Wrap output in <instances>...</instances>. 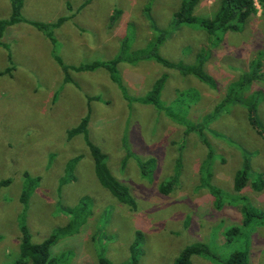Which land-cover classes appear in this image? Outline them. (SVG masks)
<instances>
[{
  "label": "rangeland",
  "instance_id": "1",
  "mask_svg": "<svg viewBox=\"0 0 264 264\" xmlns=\"http://www.w3.org/2000/svg\"><path fill=\"white\" fill-rule=\"evenodd\" d=\"M180 1H24L21 12L27 19L53 22L61 16L71 17L54 28L55 46L25 22L9 26L2 38L5 47L0 46V72L7 67L10 70L0 74V181L9 180L0 186V264H12L18 258L21 214L32 242L38 243L56 233L57 227L67 229L74 213L82 217V224L75 232L60 236L51 247V255L59 257L56 264H100L101 256L116 264H128L129 247L135 241L140 250L137 264H175L180 251L197 242L206 244L210 254L219 259L244 250L248 264H264V185L255 189L260 184L258 177L264 181V138L249 124L241 104L224 105L205 129L213 147L207 160L204 145L195 133L182 136L183 127L150 104L128 105L104 68L72 71L74 82L64 84L53 57L55 49L68 64L108 60L119 53L126 33L131 49H139L155 38L158 32L152 24L170 34L159 46V53L169 60L191 62L201 47L209 46L207 69L217 79V88L154 60L118 64L132 96L143 95L166 74L161 92L164 106L182 116L185 111L176 102L183 98L185 116L202 122L228 84L247 70L251 58L264 47V7L257 3V13L244 28L221 34V41L213 47L197 26L172 24ZM146 5L151 20L145 16ZM216 8L217 0H200L194 14L211 16ZM115 9L120 14L111 22ZM10 13V0H0V18ZM263 87L264 80L252 84L246 90L247 97ZM188 90H196L198 98L185 97ZM261 91L257 115L264 129V88ZM95 96L98 99L87 98ZM88 111V137L106 154L112 175L128 187L136 201L134 210L101 185L82 135L67 138L68 130ZM124 142L142 159H154L153 169L146 176L134 156L122 165ZM75 155L81 159L73 178L61 185L65 164ZM178 159V185L162 195L159 185L176 173ZM244 159L250 164L249 178L237 192L233 178ZM204 164L209 171L207 179L200 170ZM25 173L39 176L40 181L22 203ZM210 189L223 193L221 207H217ZM83 197L85 202L90 199L86 214ZM251 204L263 217L244 227L241 208ZM232 227H239L240 233L227 236ZM138 232L142 235L140 243ZM191 262L216 264L197 255Z\"/></svg>",
  "mask_w": 264,
  "mask_h": 264
},
{
  "label": "trees",
  "instance_id": "2",
  "mask_svg": "<svg viewBox=\"0 0 264 264\" xmlns=\"http://www.w3.org/2000/svg\"><path fill=\"white\" fill-rule=\"evenodd\" d=\"M25 0H10L11 13L7 18H0V46L5 47V42L2 41L4 33L6 32L9 26H12L19 22L29 23L32 26L36 27L41 31L53 44L56 45V39L54 37V28L60 26L65 20L71 16H61L58 17L53 22H42L31 20L23 17L22 7ZM200 0H181L178 9L173 13L172 24L180 26L182 24L189 26H197V28L202 29L207 35L211 46L215 47L220 41V35L225 34L227 31L239 32L244 28L246 22L257 13V3L264 7V0H217V8L210 15L196 16L194 14L195 8L199 4ZM146 14L145 16L151 20L150 17V8L145 6L144 8ZM119 10L115 9L113 14L110 16V21L113 22L119 15ZM152 27L158 32L157 36L153 39H150L143 47L139 49H131L129 44V38L127 33L123 36L120 51L117 55L108 60H93L91 62H83L81 64L73 65L63 62L62 58L56 54L55 49H53V57L57 64L59 65L62 72V81L64 84L74 82L72 71L82 72V71H94L98 68H104L108 73L110 79L119 87L122 97L131 105L134 102L142 104H150L158 112H162L167 115L172 121L177 122L180 126L183 127L182 136L186 137L190 134H196L205 148L206 159L210 160L212 155L210 148V143L207 139L205 129L209 126L210 121L222 110L224 105L229 103H239L245 109L247 113V119L249 124L257 130V133L263 136L264 138V129L262 128L257 115V103L262 99L263 88H257L252 95L253 97H247L248 90L254 83H262L264 80V47L254 55L249 61V65L246 71L242 72L241 75L234 81L230 82L225 88L224 95L220 101L214 105L212 112L208 113L202 122L199 120L194 122L190 118L185 116L186 107L184 105V100L176 102L179 108L184 112V114L177 115L172 110V108L164 106L161 101V92L164 86L165 80L167 78L166 74L158 77L153 83L152 87L141 96H132L128 93L126 86L124 85L122 78L119 73L118 64L120 62H126L128 64H136L140 61L145 60H154L164 67L175 70L183 76L192 75L197 78L200 82H203L210 88H217V79L212 75V73L207 69V62L211 56V47L203 46L201 47L194 55V59L191 62H185L182 60L172 61L168 58L162 56L159 53V46L168 38L167 31L159 29L156 25L152 24ZM215 40V41H213ZM9 60L11 61V55H8ZM10 70V67H7L5 70L1 71L0 74H6ZM250 86V87H249ZM249 87V88H248ZM248 88V89H247ZM188 94L185 97L193 98L195 95L198 98V92L196 90L186 91ZM184 97V99H185ZM89 100L98 99L95 97H87ZM194 100V99H193ZM220 109V110H219ZM219 110V111H218ZM177 120H175L174 118ZM208 123V124H207ZM88 126H89V111L83 116L77 125L71 127L67 132V138L71 139L76 135H82L83 141L88 147L90 156L93 160L94 172L101 183L107 190L114 195L118 201L127 205L132 210L136 209V201L131 195L127 186L122 184L117 180L112 173L107 163V156L101 150L99 146L92 142L88 137ZM195 135V136H196ZM260 135V136H261ZM261 136V137H262ZM124 141H126L123 138ZM126 154L122 158V165H125L126 160L134 156L136 163L140 168V172L143 176H146L147 173H150L153 169V158L142 159L128 147L127 143H123ZM208 149H207V148ZM81 156L75 155L65 164V174L61 177L60 184L63 185L65 182L71 181L73 178V171L75 170L76 164L80 161ZM178 168L176 173L171 176L169 179L163 181L159 185V191L162 195H168L174 189L176 184L178 185L179 181V166L180 160H177ZM208 164V163H207ZM207 164H204L200 170L203 172V178L207 179L209 177V171ZM250 164L247 159L243 160L242 166L238 169L233 178V187L234 190L239 192L246 185V182L249 178ZM40 181L39 176L32 177L28 173L24 174V185L20 195V201L26 203L27 199L30 197L31 193L38 186ZM260 181V184L255 186V189L260 190L264 181L258 177L257 183ZM9 180H1L0 186L8 183ZM211 194L214 197V200L217 207L223 205V193L219 192L216 189H210ZM86 197H83L81 203L85 202ZM89 198L83 205V213L86 214L88 211V202ZM68 213H73L69 210ZM241 215L243 217L244 227L249 226L252 220L259 219L263 217L261 212L255 211V207L250 205H243L241 208ZM76 215V213H74ZM74 215V216H75ZM70 216V224L67 229L63 231L64 227H57L56 233H51L41 242H32L30 233L25 223L24 215L21 214L18 219V227L20 231V246H19V255L15 262L12 264H56L58 256L51 255V247L56 243L60 236L66 233H73L75 230H78L79 226L82 224L81 216ZM239 234V227H232L228 230V235ZM139 243L142 235L138 232ZM138 245V246H137ZM139 244L135 241L131 243L129 247L130 259L127 262L128 264H137L139 256ZM203 256L216 264H248L247 252L244 250H236L230 253L227 258L219 259L214 255L210 254L209 248L206 244L197 242L193 244L186 245L179 253L175 259V264H192V256ZM100 264H116L111 262L106 257L98 258Z\"/></svg>",
  "mask_w": 264,
  "mask_h": 264
}]
</instances>
